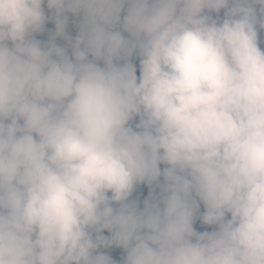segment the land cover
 Masks as SVG:
<instances>
[{"label": "clouds", "instance_id": "clouds-1", "mask_svg": "<svg viewBox=\"0 0 264 264\" xmlns=\"http://www.w3.org/2000/svg\"><path fill=\"white\" fill-rule=\"evenodd\" d=\"M0 264H264V0H0Z\"/></svg>", "mask_w": 264, "mask_h": 264}, {"label": "rangeland", "instance_id": "rangeland-1", "mask_svg": "<svg viewBox=\"0 0 264 264\" xmlns=\"http://www.w3.org/2000/svg\"><path fill=\"white\" fill-rule=\"evenodd\" d=\"M52 25L51 24H49V27H51ZM41 38H44V37H41ZM142 192H143V189L142 188H140V187H138V189H137V191H136V193H134V196H136L138 199H140L141 201H142V199H143V194H142ZM196 227H198V229H200V225H199V223L197 222V224L195 225ZM120 251L121 250H113L112 251V254H113V256H114V258H116V259H119V253H120Z\"/></svg>", "mask_w": 264, "mask_h": 264}, {"label": "trees", "instance_id": "trees-1", "mask_svg": "<svg viewBox=\"0 0 264 264\" xmlns=\"http://www.w3.org/2000/svg\"><path fill=\"white\" fill-rule=\"evenodd\" d=\"M139 187L143 189V192H142L143 195L142 196L144 198L147 195V192H148L147 186L141 185Z\"/></svg>", "mask_w": 264, "mask_h": 264}]
</instances>
